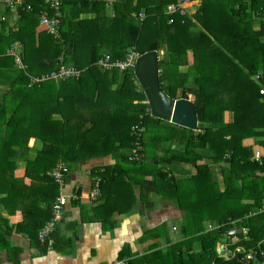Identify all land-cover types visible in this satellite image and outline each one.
I'll return each instance as SVG.
<instances>
[{
  "label": "trees",
  "instance_id": "1",
  "mask_svg": "<svg viewBox=\"0 0 264 264\" xmlns=\"http://www.w3.org/2000/svg\"><path fill=\"white\" fill-rule=\"evenodd\" d=\"M60 1L63 10L60 38L43 32L36 39L34 30L39 23L40 1L35 2L31 12L20 13L24 28L17 34L0 32V194H18L24 204H27L26 194H44L49 203L48 215L37 224L36 232L40 233L52 219L53 205L61 192L51 176L57 165L68 168L67 181L70 169L95 158L98 150L104 154L121 150V160L100 174L102 194L105 182L113 181L119 169L125 171L128 166L142 165L150 124L162 129L159 133L166 139L180 136L185 141V158L197 168V177L206 170L212 173L214 167L207 163H223V169L229 171L228 179L234 180L227 189L229 200L238 203L241 195L260 203L264 198V158L259 164L252 161V155L254 150L264 147V0H206L199 9L195 8L196 12H192L194 7L187 10L193 17L188 12L184 16L164 14L169 4L180 0H138L137 13L143 12L145 20L137 22L130 14L131 0H120L126 2V6L117 5L120 16L108 18L97 11L93 21L84 19L77 23L73 20L79 17V10L67 12L66 1ZM77 5L96 9L104 7V2L78 0ZM4 12L8 13L9 9ZM150 17L164 18V30L159 34L155 33L157 28L151 30L154 35L140 44L146 38ZM195 19L198 22L194 23ZM26 24H31L30 37H27L28 29L24 32ZM84 34L94 37L87 42ZM16 40L22 45L15 48V54H8ZM133 49L139 56L150 51L159 53L161 86L172 98L178 97V90L183 93L182 98H194L190 100L197 111L196 130L152 115L149 104H144L147 98L135 77V66L121 69L114 63L126 61ZM162 52L165 53L161 55ZM107 54L111 55L110 63L101 64ZM62 66L78 70L80 76L61 77ZM3 82L9 83L3 86ZM101 88L109 89L103 95L105 100H99ZM13 96L16 100L12 102ZM135 100L138 103L134 104ZM120 101L132 105L131 115L114 112ZM101 102L109 107L102 110L107 112L104 119L96 115ZM226 113L232 114V120H226ZM103 123L111 130L97 128ZM135 125L144 130L139 138L131 131ZM32 138L36 141L30 147ZM137 139L140 159L132 161ZM248 139H254V143L245 145ZM125 150L127 154L123 153ZM200 160L209 162L200 166ZM21 164L25 175L17 178L15 171ZM171 181L177 187L176 178ZM52 194H55L53 200ZM7 200L8 204L13 201L9 196ZM249 207L253 205L248 204ZM244 224L250 229V236L248 240L239 236L243 248H237L233 264L236 260V264H254L246 259L250 252H258L256 262L262 263L264 234H257L260 225ZM207 240L209 246L205 248L215 251L218 238ZM123 257L121 254L120 258Z\"/></svg>",
  "mask_w": 264,
  "mask_h": 264
},
{
  "label": "crops",
  "instance_id": "2",
  "mask_svg": "<svg viewBox=\"0 0 264 264\" xmlns=\"http://www.w3.org/2000/svg\"><path fill=\"white\" fill-rule=\"evenodd\" d=\"M36 1H30L33 10ZM65 1V11L73 10V13L79 10L81 18H75L73 21L76 23L84 19L93 21L98 16L97 11L108 18L118 17L117 5L126 6L125 1L97 0L95 2H104V7L101 5L96 9H86L83 5H77L78 0ZM137 1L131 0L129 5L135 22L145 20L143 12L137 13ZM44 5L49 9L48 5ZM71 6L74 8L71 9ZM4 10L0 6V17L7 16L6 22L0 26V32L17 34L21 29L23 16L10 11L6 13ZM39 23L34 30L37 40L44 32ZM30 25H25L28 28L27 37L33 34ZM18 43L22 45L16 40L7 53ZM107 90L109 89L101 88L99 100H105L103 95L107 94ZM136 103L137 100L134 101ZM106 108H109L108 105L101 102V106L96 108L98 118H105L107 112L102 110ZM131 109L132 105L128 101H120L114 112L129 113ZM131 113L132 111L129 115ZM97 128L111 130L106 123ZM148 128L142 165L137 168L128 166L125 171L119 169L113 181H104L105 189L95 200L90 199V194L97 180L103 179L100 174L121 160L122 151L114 153L115 150H110L104 154L98 150L95 158L80 164L79 168L70 169L64 194L62 187L58 194L66 199L67 205L63 217L55 227L53 248L42 244L38 238L39 232H36L37 224L48 215L46 209L49 208V203L44 194H26L27 204H24L23 198L18 194H0V264H112L116 259H121V254L131 264L234 263L236 251L243 248L239 244V236L243 235L245 240L250 236V229L244 222L256 220L260 225L257 234H264V217L260 216L264 214V204L254 210L252 208L257 207L256 200H245L253 207L246 210L238 207L237 213H244V219L240 226H236L235 222L242 221V216L237 219L233 215L223 216V211H228L227 189L234 182L231 178L228 179L229 171L223 169V163L217 165L208 160L198 161L200 166L209 162L207 164L214 169L212 173L203 171L197 177V168L185 158V141L180 136L166 139L151 124ZM149 131L156 133L148 135ZM31 140L36 141L34 138ZM251 143H254V139H248L245 145ZM256 151H264V147L254 150L252 158ZM123 153L127 154V150ZM20 166L15 171L17 178L25 175V169ZM165 174L168 178L164 177ZM175 178L177 187L171 181ZM129 179L136 181L131 182ZM26 183L30 184V180L26 179ZM174 187L177 188L176 191ZM8 196L13 200L10 201L11 204L7 203ZM54 197L55 194H52L51 199ZM233 229L238 230L235 231L236 234L229 233ZM220 230L223 233L220 234ZM211 238H218L215 251L205 248L209 246L207 239ZM159 253L162 255H158Z\"/></svg>",
  "mask_w": 264,
  "mask_h": 264
},
{
  "label": "built area",
  "instance_id": "3",
  "mask_svg": "<svg viewBox=\"0 0 264 264\" xmlns=\"http://www.w3.org/2000/svg\"><path fill=\"white\" fill-rule=\"evenodd\" d=\"M31 0H0V6H3V8L9 9L10 12L13 14H16L17 16H20L21 12H31L33 10V6L30 2ZM40 1V29L44 32H48L52 35H55L56 38L61 37V32H60V26L62 24V18H63V12H62V7H61V2L60 0H37ZM97 1V0H93ZM200 0H180L177 3H171L167 6V14L169 16H174V15H179V16H184L187 14V10L194 7L199 3ZM49 6V9L45 7V5ZM195 12V11H192ZM7 16L2 15L0 17V26L2 23L6 22ZM170 22H173L172 20ZM19 44V43H18ZM15 44V46H20V44ZM12 48L11 51L9 52L10 54H15V48ZM140 56L138 55V52L135 51V49L130 51V54L128 55L126 61H115V65L118 66L121 69L127 68L130 65L135 66L137 59ZM105 59L100 61L101 64H108L110 63L111 57L110 55H106L104 57ZM19 62V60H18ZM24 67V66H21ZM24 67L23 69H25ZM60 76H69V75H75L77 77L80 76V72L74 68H66L65 66H62L60 68ZM35 80V79H34ZM33 80V81H34ZM31 83H33L31 81ZM264 92V91H262ZM145 104L148 102L145 101ZM143 127L135 125L132 128V133L134 136L139 138L141 136V133L143 132ZM136 148L133 150L134 156L131 157L132 161L139 160L140 159V154H139V149H140V142L137 139L135 142ZM263 158H264V151H256L252 161L259 162L260 164L263 163ZM68 168L63 166L62 164L57 165L52 171H51V176L54 178V180L62 187V192L64 194L65 191V175L68 173ZM100 182L101 180L98 179L94 190H92L90 194V199L95 200L98 196H100L101 191H100ZM66 199L62 196H59L56 200V202L53 205V217L52 219L44 226V228L40 231L39 233V239L42 243H48L49 247H52L55 244V240L53 238V234L55 231V227L59 220L64 215L65 207H66ZM247 234V231H245ZM258 252H250L247 256V261L248 262H253L254 264H264V261L262 263L256 262L258 257ZM260 256L264 258V254L260 253ZM112 264H130L129 259L123 258V259H116Z\"/></svg>",
  "mask_w": 264,
  "mask_h": 264
},
{
  "label": "water",
  "instance_id": "4",
  "mask_svg": "<svg viewBox=\"0 0 264 264\" xmlns=\"http://www.w3.org/2000/svg\"><path fill=\"white\" fill-rule=\"evenodd\" d=\"M134 73L153 116L191 130L197 129L198 117L194 102L185 98H172L163 90L160 82V57L157 51L142 54L136 61ZM34 142L33 140V144ZM235 231L238 230L233 229L229 233L236 234Z\"/></svg>",
  "mask_w": 264,
  "mask_h": 264
},
{
  "label": "rangeland",
  "instance_id": "5",
  "mask_svg": "<svg viewBox=\"0 0 264 264\" xmlns=\"http://www.w3.org/2000/svg\"><path fill=\"white\" fill-rule=\"evenodd\" d=\"M169 2H171V1H174V0H168ZM206 0H200L199 1V3L197 4V6L195 7L196 9H199L200 7H201V5L205 2ZM143 7V6H142ZM85 12V11H84ZM107 13H108V11H107ZM188 13L190 14V16L191 17H193V13L191 12V11H188ZM164 14L165 15H167L168 16V14H167V10H164ZM198 17V16H197ZM81 18V15L79 14V17L78 18H76L77 20H79ZM194 18H195V16H194ZM194 20V19H193ZM196 22H198V20L197 19H195V21H194V23H196ZM214 22V21H213ZM215 23H216V21H215ZM200 27H203V23L202 22H200ZM258 26V24L256 25V27ZM20 27L21 28H24V26H23V24L21 25L20 24ZM148 27H149V29L147 28L146 30H145V33H144V37H146L144 40H142L141 42H140V44H143L147 39H149L150 37H152L153 35H154V32H152L151 30H153V29H156L155 30V33H157L158 32V34L160 33V32H162L161 30H164L163 28L165 27V19L164 18H162V17H156L155 19L153 18V17H150V19H149V21H148ZM27 27H25V29H24V32H26L27 31ZM150 31V32H149ZM149 33V34H148ZM28 37H30V36H28ZM85 39H86V41L88 42V41H90L94 36H92V35H89V34H84V36H83ZM18 39H19V36H18ZM102 51H106L105 49H103ZM109 51H111L110 49H109ZM165 53V52H164ZM190 54V57L192 58V54L191 53H189ZM161 55H163L162 53H161ZM30 63V62H29ZM27 66V65H26ZM198 70V69H197ZM166 72L167 73H169V69L167 68V70H166ZM161 74V73H160ZM174 81V80H173ZM172 81V82H173ZM9 82H3L2 84H3V86H5L6 84H8ZM174 83V82H173ZM135 85L136 86H138V83L137 82H135ZM168 85V84H167ZM2 87H0V89H1ZM3 90V89H2ZM177 94L178 95H181V96H178L177 98H180V97H182V95H183V93L181 92V91H177ZM1 97V96H0ZM189 99H191V100H194V98L192 97V96H190L189 97ZM16 100V96H13L12 97V102L13 101H15ZM3 107H11L10 105H2ZM225 118H226V120L227 121H230V120H232V114H226L225 115ZM175 127H177V126H175ZM3 129V128H2ZM1 129V130H2ZM154 129L155 130H157L158 132L159 131H161V130H158L157 128H155L154 127ZM156 132L155 131H149L148 132V135L149 134H155ZM4 134V133H3ZM34 144H32V141H30V146H33ZM21 167L23 168V170L25 169V167H24V165L23 164H21ZM74 169V168H73ZM129 181H131V182H135L136 181V179L135 180H132V179H129ZM246 186H249V185H246ZM217 193V190L215 191V194ZM245 200H247V198L246 197H244V196H241V195H239L238 196V206H237V201H235V200H229V203H228V211L225 213V211H223V216H225V215H233L234 217H236V219L237 218H241V216H242V214H238L237 213V211H238V207L240 206L243 210H246V208H247V204L248 203H246L245 202ZM240 202V203H239ZM264 204V198L261 200V202L260 203H258L257 204V207L255 206L254 208H252V209H254V210H258V207L260 206V205H263ZM264 207V206H263ZM218 208L220 209V207L218 206ZM223 209H224V205H223ZM240 220V219H239ZM256 220H250V221H248V223H250V222H252L253 224H255V225H259V223L258 222H255ZM237 223V224H236ZM241 223H242V221H238V222H235V224H236V226H240L241 225ZM229 264H233V262H230Z\"/></svg>",
  "mask_w": 264,
  "mask_h": 264
},
{
  "label": "clouds",
  "instance_id": "6",
  "mask_svg": "<svg viewBox=\"0 0 264 264\" xmlns=\"http://www.w3.org/2000/svg\"><path fill=\"white\" fill-rule=\"evenodd\" d=\"M179 2V1H178ZM177 3V2H176ZM167 9V8H166ZM195 12H196V10H195ZM255 162V161H254ZM259 163V162H258ZM260 164V163H259Z\"/></svg>",
  "mask_w": 264,
  "mask_h": 264
}]
</instances>
